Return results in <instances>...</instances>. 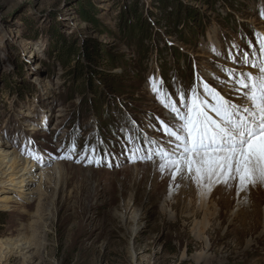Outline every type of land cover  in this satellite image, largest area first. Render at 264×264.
<instances>
[{
    "label": "rangeland",
    "instance_id": "1",
    "mask_svg": "<svg viewBox=\"0 0 264 264\" xmlns=\"http://www.w3.org/2000/svg\"><path fill=\"white\" fill-rule=\"evenodd\" d=\"M262 11L264 0H0V200H14L0 209V264H264V186L205 196L126 151L129 138L169 146L159 120L174 116L150 81L177 101L203 81L241 103L221 69L254 71L228 54L258 49ZM10 167L22 189L2 183ZM251 192L259 241L241 220Z\"/></svg>",
    "mask_w": 264,
    "mask_h": 264
},
{
    "label": "snow or ice",
    "instance_id": "2",
    "mask_svg": "<svg viewBox=\"0 0 264 264\" xmlns=\"http://www.w3.org/2000/svg\"><path fill=\"white\" fill-rule=\"evenodd\" d=\"M261 18L264 19V11ZM255 36L258 49L250 43L252 51L244 52L239 61L231 52L228 54L233 63H242L254 71L221 69L228 75L241 103L226 99L203 81H200L202 92L195 85L187 94L180 89L177 101L167 90L150 81L157 99L174 116L172 124L159 120L164 134L171 139L165 147L147 137L145 145L129 138L131 147L126 149L129 162H155L157 158L162 175L170 172L174 181L190 179L203 189L205 196L218 184L231 187L234 180L238 193L264 186V36L259 33ZM89 147L85 146V153ZM76 150L77 142L73 141L67 153L58 159L71 160ZM91 153L87 156L88 164L95 160L100 166L94 147ZM29 155L40 159L34 152Z\"/></svg>",
    "mask_w": 264,
    "mask_h": 264
},
{
    "label": "bare ground",
    "instance_id": "3",
    "mask_svg": "<svg viewBox=\"0 0 264 264\" xmlns=\"http://www.w3.org/2000/svg\"><path fill=\"white\" fill-rule=\"evenodd\" d=\"M57 117H59V115ZM23 163H24L23 165L25 166L26 165V161H24ZM9 169H10V172L7 174V176L5 175L4 180L2 182V183H4L7 186L14 185V182H15L16 178L18 177L16 174H14L15 172H17L15 170V168H11L10 167L7 170H9ZM25 170H26V167L25 168L23 167L21 169V172L25 171ZM18 178H21V189H22L24 187V179L25 178L22 176V174ZM21 189H16V192L18 194H21V193L23 194V193L26 192L25 190L23 191ZM254 190L255 189H249L248 191H254ZM253 193L254 192H251V194L253 195V198H254L253 200L251 199V201H252V204L250 205L251 210L247 211L246 212V217H241V220L244 221L246 223V225H247V231H246L245 235L246 236H250V238H252L254 240L257 239L259 241L260 238H261V234H258V232L256 234L257 228L259 226V222H257L258 221L256 219L257 216L253 213V211H255L256 207L259 205L260 198L255 200V197H254ZM248 197L250 198V195ZM12 201H14V200H12L11 197L4 198L3 200H0V209L2 211H8V209L10 210V208L12 207V205H10ZM262 222L264 223V221H262ZM23 244H26V242L23 243Z\"/></svg>",
    "mask_w": 264,
    "mask_h": 264
},
{
    "label": "trees",
    "instance_id": "4",
    "mask_svg": "<svg viewBox=\"0 0 264 264\" xmlns=\"http://www.w3.org/2000/svg\"><path fill=\"white\" fill-rule=\"evenodd\" d=\"M82 19L81 20H83L84 22H91V19H90V15H89V13H83L82 15ZM136 18L138 19V22L140 21L139 20V17H137L136 16ZM134 31V32H133ZM130 32L133 34V37L135 36L136 38H140V40L142 39V37H143V34H144V29H143V27H138L137 28V30H135V29H130ZM70 48H68V49H66V51H65V53H64V55L65 56H68L70 53ZM80 53H82V52H80ZM85 55V54H84ZM83 55V56H84ZM99 59H100V56H99ZM99 59L95 62V63H98L99 62ZM64 61V60H63ZM62 61V62H63ZM64 64V63H63ZM79 76H81V74H79ZM84 87V86H83Z\"/></svg>",
    "mask_w": 264,
    "mask_h": 264
}]
</instances>
